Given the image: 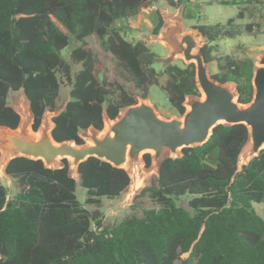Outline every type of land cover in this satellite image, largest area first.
Masks as SVG:
<instances>
[{"label": "trees", "instance_id": "obj_1", "mask_svg": "<svg viewBox=\"0 0 264 264\" xmlns=\"http://www.w3.org/2000/svg\"><path fill=\"white\" fill-rule=\"evenodd\" d=\"M150 1L0 0V126L17 128L20 118L8 105V95L22 91L36 132L44 113L58 110L59 77L71 88L64 109L52 118L56 142L83 145L80 130L101 131L103 113L113 120L122 108L136 104L122 84L99 79V60L85 41L91 36L100 39L118 69L146 98L148 88L159 82L155 54L142 41L125 40L113 26L130 22ZM161 26L159 18L153 35ZM194 29L208 41L200 48L208 65L215 61L212 48L219 27ZM71 39L78 45L69 58L80 66L73 77L70 64L60 56ZM253 67L252 59L219 57L211 78L233 83L238 102L247 104ZM163 73L162 90L182 115L185 98L199 96L194 66L167 65ZM247 136L243 125H219L202 146L164 160L158 176L136 197L148 194L159 208L126 217L113 227L103 226L97 211L89 212L77 201L66 160L56 170L45 169L40 161L11 160L5 172L19 191L8 199L7 189L0 185V264H174L181 255L187 256L180 264H264V220L252 206L264 203V150L237 172ZM143 159L150 167L149 155ZM78 173L88 205L118 198L129 183L123 170L94 158L81 163ZM185 195L191 196L192 215L175 204L174 199Z\"/></svg>", "mask_w": 264, "mask_h": 264}, {"label": "water", "instance_id": "obj_2", "mask_svg": "<svg viewBox=\"0 0 264 264\" xmlns=\"http://www.w3.org/2000/svg\"><path fill=\"white\" fill-rule=\"evenodd\" d=\"M164 3L165 7L159 10L164 26L158 36H144V39L164 46L168 65L181 59L186 65L194 66V80L201 97L185 98L181 118L165 119L142 99L122 108L113 120L103 113L101 131L93 127L79 131L83 145L56 142L52 138L54 123L51 119L64 108L53 115L45 112L35 133L31 129L34 121L29 102L28 107L20 105L14 109L10 106L20 120L14 130L0 126V177L7 175L5 169L11 160L25 158L40 161L50 170L61 169V161L66 160L68 176L75 180L79 177V165L94 158L127 174L129 183L122 192L123 205H126L146 187L151 172L158 176L164 160L181 157L183 149L202 146L219 125H243L247 130V142L237 157V172L264 150V55L254 56L252 98L249 103L241 104L233 83L221 84L209 76L200 53V48L206 44L201 33L187 31L182 9L172 13L168 1ZM144 155L150 157V169L145 166Z\"/></svg>", "mask_w": 264, "mask_h": 264}, {"label": "rangeland", "instance_id": "obj_3", "mask_svg": "<svg viewBox=\"0 0 264 264\" xmlns=\"http://www.w3.org/2000/svg\"><path fill=\"white\" fill-rule=\"evenodd\" d=\"M224 2L228 4H223ZM173 3V5L168 3L171 12L176 13L179 9H182V21L187 31H198L194 29L198 26L218 25L220 36L217 38L212 48V56L215 61L207 65L210 77L217 73L216 59L219 57L229 56L235 61H242L245 59H252L254 61L255 55H264V0H184L182 3H179L178 0H173ZM185 5L187 6L185 7ZM164 7V0H154L152 3L147 4L145 8L141 9L130 22L115 23L113 26L125 40L133 43L142 41L149 47V50L155 54L156 59L153 68L158 74L159 82L157 85L148 88L146 98H142L141 93L134 89L130 77L118 69L114 58L101 46L99 38L91 36L86 38L85 41L99 60L100 64L97 68V70L100 71L99 79L115 80L122 84L124 89L131 94L137 102L140 99L148 101L149 104L155 108L157 113L165 119L174 117L181 118L182 115L169 105L167 96L162 90V86L166 81L163 69L168 65L165 48L160 43L146 42L144 39V36L159 35H153V30L159 25V18L161 19L159 10ZM230 20L231 22L229 23L228 21ZM58 26L62 31L66 32L60 25ZM163 26L164 22L162 21L160 30ZM203 40L206 43L208 42L205 38H203ZM77 45L78 43L71 39L69 46L60 53V56L70 64L72 77L80 70V66L73 64L69 58L71 49ZM169 65H177L181 68L187 66L181 59H175L174 62ZM59 80L58 110L55 112H48L51 115L62 110L70 99L69 92L71 84L62 80L61 77H59ZM196 97H201V95L199 94V96ZM8 105L14 109H17L20 105L28 107V101L22 91H11L8 95ZM61 165H63L62 161ZM148 169H150V167H148ZM154 177H156V175L151 172L146 187L151 185V180ZM75 182V196L77 201L89 212L97 211L101 217L102 225L106 227H113L124 218L132 215L141 217L143 212L148 209L159 208V205H157L148 194L137 199L136 196L126 205H123L125 198L124 193L114 199L101 198L100 204L98 205H88L85 203L86 190L80 186L79 177L75 178ZM0 185L7 189L8 199L13 198L19 191L15 179L8 175L0 177ZM190 199L191 196L185 195L174 199V201L177 207L186 210L192 215L193 211L188 206V201ZM252 206L259 217L264 220V203H254ZM94 229L95 227L92 226V230ZM186 256L187 255H181L180 260L184 259ZM180 260H177L174 264H180Z\"/></svg>", "mask_w": 264, "mask_h": 264}, {"label": "crops", "instance_id": "obj_4", "mask_svg": "<svg viewBox=\"0 0 264 264\" xmlns=\"http://www.w3.org/2000/svg\"><path fill=\"white\" fill-rule=\"evenodd\" d=\"M153 1L154 0H151L149 3H152ZM149 3L144 4L141 9L145 8L147 6V4H149Z\"/></svg>", "mask_w": 264, "mask_h": 264}]
</instances>
